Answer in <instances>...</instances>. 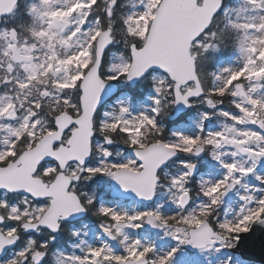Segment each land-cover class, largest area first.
Listing matches in <instances>:
<instances>
[{"label": "rangeland", "instance_id": "obj_1", "mask_svg": "<svg viewBox=\"0 0 264 264\" xmlns=\"http://www.w3.org/2000/svg\"><path fill=\"white\" fill-rule=\"evenodd\" d=\"M159 1L131 0L128 30L145 34ZM91 2L93 0L29 2L30 18L26 27L31 30V37L20 35L19 38L28 48L26 54L33 56L30 63H11L9 28L0 27V67L1 71L7 72L0 73L1 82L10 77L14 79L8 84V89L0 94V161L15 154V144L22 135L27 136L25 145H29L33 138L50 131L48 115L44 114L43 119H34L35 112L37 115L43 114L40 109L42 100L51 102L53 107H56L54 103L61 101L65 106L72 104L65 92L73 90L83 77L81 70L93 59L92 46L101 31L95 21L86 19L87 7ZM222 14L226 25L235 28L239 37L236 50L218 63L213 75V91L228 89L233 95L232 109L218 112V117H215L218 121L210 120L211 117L203 111L194 113L188 118V123L173 128V137L168 141L169 146L185 152L194 147L198 140L196 144L204 142L210 146L208 158L201 161L204 171L197 175L192 187L193 192L197 193L192 205L184 210L178 205L180 193L177 189L185 192L188 181L186 163L181 161L174 165L175 173H165L170 184H163V190L152 208H142L136 203L117 206L114 203H100L102 210L109 209L115 219L127 215L130 227L118 229L122 236L120 249L108 243L99 231L82 224L81 228L72 229L73 241L68 249L54 250L55 264H110L125 257L140 256L145 250H151L153 264H254L244 261L230 248L235 245L238 234L246 231L252 221L264 222V130L256 127L258 122L264 124V0H233L223 8ZM59 19L67 24V28L57 33L53 24ZM109 56L106 77L116 78L126 74L129 59L114 51ZM149 75L153 87L141 100L133 101L128 95L121 94L111 104L102 106L105 107L98 121L101 130L117 126L130 134L133 145L143 140L142 137H149L153 129L147 134L142 133L148 130L149 124L153 128L157 108L160 110L162 107H157L158 103H170L167 94L172 86L161 72L153 71ZM43 76L49 78L51 87L43 86L45 82H38ZM237 79L240 81H235ZM36 91L41 98L35 105L37 109L18 112L26 96L29 94L31 97L32 92ZM247 138L256 139L257 144H248ZM238 145L241 147L238 148ZM94 148L96 164L85 167L83 172L106 175L104 184H108L116 168L137 169L134 158L121 149L111 152L105 149L100 139H95ZM243 148L253 154L242 153ZM107 152L109 157H105ZM190 165H194V162H190ZM53 168L47 165L42 172L46 174ZM229 183L233 184L231 193L229 197L222 198L224 186ZM0 197V203L5 204L3 197ZM36 207L41 210L43 205ZM154 210L161 221L172 220L173 224L168 228L165 226L153 236L139 232L138 228H143L141 215ZM218 210L221 215H212L213 224L221 228L223 236L228 239L222 237L221 242L194 252L184 249L182 244L188 238L185 226L192 227L199 223L200 215ZM11 212L15 213V207H11ZM11 231L8 228L4 233Z\"/></svg>", "mask_w": 264, "mask_h": 264}, {"label": "water", "instance_id": "obj_2", "mask_svg": "<svg viewBox=\"0 0 264 264\" xmlns=\"http://www.w3.org/2000/svg\"><path fill=\"white\" fill-rule=\"evenodd\" d=\"M18 1L0 0V24L2 19L13 12ZM223 6V0H160L149 23L144 43L141 47L135 44L130 46V64L125 74V84L133 86L153 71L166 75L173 83V111L168 115L169 121L186 113L192 105L191 101L204 94L191 47L210 28ZM53 28L60 33L67 28V24L59 19ZM8 38L11 43V61L17 64L30 63L32 58L26 54L28 49L17 45L18 31L14 27L10 28ZM112 42L111 29H102L95 40L94 59L78 83L80 113L73 116L67 111L60 112L53 119V131L44 134L33 147L23 150L13 161L0 166V193L30 197L33 201L49 199L48 207L37 221H25L20 225L26 235L33 234L37 228L55 234L61 222L82 219L87 214L79 195L70 190L71 184L78 182L79 176H68L65 170L69 163L81 167L89 164L95 114L120 91L118 82L101 76L103 58ZM190 84L193 86L182 90ZM257 125L262 129L261 122ZM68 130L70 133L64 141ZM105 145H111L109 139L105 140ZM127 153L140 165V169L117 168L111 175L109 195L112 198L150 203L154 198V190L156 193L160 169L177 159L179 151L161 142H151L144 148L128 149ZM202 155L201 145L196 144L191 157L199 159ZM50 162L55 163L58 170L54 179L47 183L37 172L40 166ZM197 170V165L188 166V176L197 175ZM232 188V183L227 184L221 197H229ZM188 203L189 195L183 193L179 205L184 208ZM4 224L5 217L0 213V227ZM145 224L151 231L164 228L163 222L153 215L145 217ZM104 236L107 241L116 243L111 233L104 232ZM19 241L18 234L8 235L0 231V261L7 258L9 251ZM218 241L219 236L209 223L201 221L188 229L184 247L188 251H195ZM230 251L249 263L264 264V222L252 221L246 231L238 234ZM33 258L39 262V255L34 254ZM118 264H145V261H120Z\"/></svg>", "mask_w": 264, "mask_h": 264}, {"label": "trees", "instance_id": "obj_3", "mask_svg": "<svg viewBox=\"0 0 264 264\" xmlns=\"http://www.w3.org/2000/svg\"><path fill=\"white\" fill-rule=\"evenodd\" d=\"M31 0H19L15 9L11 14L2 19L0 27H14L19 32L20 35L31 37V30L26 27V24L30 18L29 16V7L28 3ZM224 7L228 4H231L233 0H223ZM159 3V2H158ZM157 3V5H158ZM131 11V0H93L87 7V21H95L100 29H111V35L113 38V42L109 50L105 53L103 58V63L101 66V76L106 80L121 82L120 91L115 97H118L121 94H126L130 98V100L138 101L141 100L153 87V81L150 79V75L148 74L143 79H141L138 83L133 86H127L125 84V74H121L116 78H108L106 77L108 68L110 65V52H119L123 56L127 57L130 61V46L135 44L137 47H141L144 43V39L146 33L143 35H139L135 32H130L127 27V18ZM156 8L154 9V12ZM151 21L148 22V25ZM238 33L237 30L229 25H226V20L222 11L215 16L213 19L210 28L200 36V38L192 44L191 54L195 59L196 64V72L199 77V81L201 83L202 89L204 91V95L213 98L215 101H219L222 103L223 107L230 109L232 108V100L233 95H231L228 89H225L221 92H214V78L213 75L217 69L218 63L221 59L229 57V55L234 52L237 48L238 44ZM94 46H92V50ZM91 62L82 68V73L87 70ZM0 73L6 74V70H2L0 68ZM1 77V76H0ZM168 79V78H167ZM170 82V80L168 79ZM235 81H240L237 79ZM44 83L43 86L47 85L51 87V81L47 76H43L40 81ZM171 83V82H170ZM172 84V83H171ZM173 86V85H172ZM172 86L170 88V92L167 94V98L171 100L172 98ZM65 94L70 98L72 104L65 106L63 101L59 103H54L56 107H53L51 102H45L42 100L40 102V109L43 113L48 115L50 124L48 127L50 130L54 129L53 125V117L57 115L59 112L67 111L73 116H76L80 111L79 106V90L78 85ZM113 97V98H115ZM195 104L193 109L196 112L202 111L205 99L202 97L194 99ZM162 107L160 110L161 113L167 115L168 112L171 111L172 104L161 102ZM35 108V107H34ZM34 110V109H33ZM100 116L97 115L94 119V129H96L95 136L99 137L102 134H109V129H105L102 132L97 131L98 118ZM218 117V115L216 116ZM218 119L214 118L213 121H217ZM152 124H149V127L145 133L150 132L152 130ZM151 128V129H150ZM150 130V131H149ZM114 131V130H111ZM116 134L119 136L120 140H122V145L124 148H129L131 146L130 134L123 132L119 129H116ZM99 135V136H98ZM94 136V137H95ZM149 139L146 141H152V135L149 134ZM34 139L33 142H35ZM135 146V145H134ZM1 139H0V149ZM26 148L24 143V138L20 139L19 144L16 146V154L8 155L4 160L0 161V166L7 164L9 161L15 159L21 152ZM94 154L92 161H94ZM41 169V168H40ZM55 170L50 171L46 174L40 172V176L43 177L45 181L50 180L54 175ZM96 175L94 173H81L80 181L77 185H75L74 190L78 193L82 203L87 208V214L90 219H96L97 221L101 218L98 214L97 207L95 205V201H89V196L93 192L92 186L94 183ZM3 197L5 204L0 203V213L5 217L6 222L1 227V230L8 227H17L20 222L27 221L29 217L35 218V214L39 213L40 210L35 206L38 203L29 200V198L22 197L15 194H0ZM1 198V197H0ZM15 207V213L11 212V207ZM33 206V207H32ZM25 210V211H21ZM20 234L21 238L14 249L13 253L15 257L10 258L8 262L3 264H33L32 255L34 252H43L44 257L41 264H55L53 252L55 249L69 246V243L73 241L72 232H67L66 235L50 242L49 235L46 233H35L32 234L33 237L29 238L26 235H23L19 229L16 231ZM46 241V244L43 242ZM69 242V243H68Z\"/></svg>", "mask_w": 264, "mask_h": 264}, {"label": "flooded vegetation", "instance_id": "obj_4", "mask_svg": "<svg viewBox=\"0 0 264 264\" xmlns=\"http://www.w3.org/2000/svg\"><path fill=\"white\" fill-rule=\"evenodd\" d=\"M33 0H31L30 2H32ZM20 32H19V34H18V41H17V45L19 46V47H21V48H23L24 49V47H26L25 45H23L22 43H21V40H20ZM9 45H11V43L9 42ZM27 48V47H26ZM28 49V48H27ZM22 53H25L24 52V50H22ZM30 57L32 58L33 56H31L30 55ZM9 60H10V54H9ZM222 60V59H221ZM11 61V60H10ZM11 63H13V64H15V65H19V64H16V63H14V62H12L11 61ZM21 64H23V63H21ZM1 69H2V67H0ZM5 76H7V75H5ZM9 78V77H8ZM10 82H14V79H12L11 77L7 80V81H4V82H1V77H0V94L2 93H4L5 92V89H8V84L10 83ZM35 84H37V83H35ZM36 86V85H35ZM193 86V84H191V85H188L186 88H183V90H186V89H188V88H190V87H192ZM41 87V86H40ZM33 91V90H32ZM37 92L38 91H36V92H32V94H31V97L29 96V94L26 96V101H24L22 104H21V108H19V110H18V112H25V111H31L32 112V110L33 109H37V108H34L35 107V105H36V103H38V101L41 99L40 98V96H38L37 95ZM205 94V93H204ZM202 95L201 97L203 98V99H205V104H204V107H203V109H202V111L206 114V115H209L211 118H210V120H213L216 116H217V113L218 112H221V111H223L224 109H226V110H230V109H232V108H230V109H227V108H225V107H223V105H222V103L221 102H219V101H215L213 98H211V97H209V96H206V95ZM120 96V95H119ZM117 99V97H115V98H112L108 103H106L105 104V106H107V105H109V104H111L113 101H115ZM169 99V98H168ZM196 99V98H195ZM169 101H170V103L172 104V107H171V111L170 112H168L167 113V115H165V113L164 114H162L161 112V110H159V108H157V111H156V113H155V117H154V122H153V130H152V132H151V135H152V141L151 142H154V143H159V142H161V143H164V144H166V145H168V141L169 140H171L172 139V137H173V134H172V130H173V128L174 127H177V126H179L180 124H183V123H188L187 122V120H188V118L191 116V115H193L194 113H197L194 109H193V106H194V104H195V101H194V99L191 101L192 102V105H191V107H190V109L186 112V113H184V114H182L181 116H179V118H177L176 120H174V121H169L168 120V115L173 111V93H172V98H171V100L169 99ZM159 105H161V102L160 103H158V105H157V107L159 106ZM104 106V107H105ZM103 107V108H104ZM103 108L101 107L98 111H97V113L95 114V117H94V119L96 118V116L97 115H99L100 117L102 116V110H103ZM15 112V111H14ZM13 112V113H14ZM79 113H80V111H79ZM78 113V114H79ZM18 114H20V113H18ZM38 113L37 112H35L34 113V119L35 120H38V119H43V115L45 114V113H41L40 115H37ZM77 114V115H78ZM100 117L98 118V121H99V119H100ZM33 119V118H32ZM54 119V118H53ZM97 121V122H98ZM218 121V120H217ZM262 124H263V122H261ZM99 124V123H98ZM97 124V125H98ZM155 125H156V128H155ZM94 126H95V123H94ZM115 127V126H114ZM256 127L259 129V127H258V125L256 124ZM116 129H119V130H121L119 127H115V128H112V129H109V131H110V133L109 134H102L101 133V136H99V137H96L95 136V132H96V129H94V136L95 137H93V142H92V156H91V160H90V162H89V164L87 165V166H94L95 164H96V149L94 148V141H95V139H100V140H102L103 141V143H104V147H105V149H107V150H110L111 152H115L117 149H121V150H123L124 152H125V154H128L127 153V150L128 149H131V148H144V147H146L149 143H151V142H147L146 143V141L149 139V138H145V137H142V139L143 140H141L138 144H134L133 145V143H130L131 144V146L132 147H129V148H124V146L122 145V140H120V138H119V136L116 134ZM54 130V129H53ZM53 130H50V131H53ZM103 130H105V129H103ZM103 130H101V128H99V126H97V131H99V132H102ZM111 130H114V131H111ZM259 130H264V124H263V127H262V129H259ZM49 131V132H50ZM122 131V130H121ZM104 132V131H103ZM124 132V131H123ZM46 133H48V132H46ZM46 133H44V134H46ZM69 133H70V131H67L66 133H65V135H64V141H65V139L67 138V136L69 135ZM43 134V135H44ZM42 135V136H43ZM138 135H141L140 133L138 134ZM142 135H144L143 133H142ZM42 136H40V137H36V138H33L32 140H31V142H30V144L29 145H26V148L25 149H28V148H31V147H33L36 143H37V141L42 137ZM22 138H24V143H26L27 142V140H28V138H27V136L24 134V135H22L18 140H17V143L15 144V150H16V146H17V144H19V141H20V139H22ZM141 138V136L140 137H137V139H140ZM34 139H37V140H35V142H33V140ZM106 139H109L110 140V142H111V145L108 147V146H106L105 145V140ZM63 141V142H64ZM199 141L200 140H198L197 142H195L194 143V145L193 146H195L196 145V143H199ZM247 143L248 144H251V145H256L257 144V140L256 139H253V138H247ZM201 147H202V150H203V155L201 156V158H199V159H195V158H193V157H191V153L193 152V150H194V147H192L191 149H189L188 150V152H185V151H183V150H181V149H178L177 148V150L179 151V157L177 158V159H174V160H171L164 168H162V169H160V171H159V173H158V183H157V187H156V193H155V190H154V198H153V201L152 202H150V203H142V202H138V201H135V200H130V199H118V198H112L110 195H109V191H110V183H111V180H112V177H111V179H110V181L108 182V184H104L103 183V179L106 177V175H103V174H99V173H95V172H89V173H94L95 175H96V177H95V180H94V183H93V186H92V190H93V192L90 194V196H89V201H95L94 203H95V205H96V207H97V211H98V214L100 215V219L97 221L96 219H90V217L88 216V214H86L82 219H78V220H75V221H72V222H61L60 223V229H59V231L57 232V233H55V234H52V233H50L49 231H47V230H43V229H41V228H37V230L33 233V234H35V233H46V234H48L49 235V239H50V242H53L54 240H56V239H58V238H60V237H62L63 235H66L67 234V232H72V229L74 228V229H76V228H81L82 227V224H85V225H87V228L88 229H92V230H95V231H99L100 232V234H101V236L106 240V238H105V236H104V232H109V233H111L113 236H114V238H115V242L116 243H112V242H109V241H107L108 243H110V244H113L115 247H117L118 249H120L121 247H122V236H121V234L118 232V229H120V228H124V229H126V228H129L130 227V224H129V220H128V218H127V215L126 214H123V215H121V217L120 218H118V219H115V218H113L112 216H111V212H110V210L108 209V211H104V210H102V208H101V202H106L107 204H115V206H117L118 204H121V205H125V204H129V203H136L137 205H139L140 207H142V208H152L153 206H155V200H156V198H157V196H158V194H159V192L161 191V190H163V184L164 185H169L170 184V182H169V179H168V177H167V175L165 176V173L166 172H170V173H175V169L173 168L174 167V165H177V163L178 162H181V161H183V162H185L186 163V171H187V168H188V166H190V162H194V165H197V168H198V172H197V175L198 174H200V173H202L203 171H204V169H203V164H202V162L201 161H203L204 159H206V158H208V156H209V152H210V150H209V148H210V146H208V145H206V143H204L203 142V144H201ZM241 146H239L238 145V148H240ZM24 149V150H25ZM23 151V150H22ZM242 153H244V154H253L252 152H250L248 149H246V148H243L242 149ZM15 154H16V151H15ZM14 154V155H15ZM93 154H94V161H92V158H93ZM109 152H107L106 154H105V157H109ZM14 160V159H13ZM13 160H11V161H13ZM135 161V160H134ZM10 162V161H9ZM135 163H136V166H137V169H133V168H130V167H128V168H130V169H132V170H139L140 169V165L139 164H137V162L135 161ZM47 165H51V166H53L54 168L52 169L53 171L55 170V172H54V175L52 176V178L50 179V180H47V181H45L44 179H43V177H41L40 176V172L41 173H43L42 172V170L47 166ZM74 165H76L77 167H79V168H76V167H74ZM87 166H85V167H87ZM84 166L83 167H81V166H79L78 164H76V163H69L68 165H67V167H66V170H65V173H66V175H68V176H73V175H78L79 176V180H78V182L80 181V174L81 173H85V172H83L84 170V168H85ZM41 168V169H40ZM40 168H39V171L37 172V175L38 176H40L42 179H43V181L44 182H47V183H50L53 179H54V176H55V174H56V172H57V166H56V164L55 163H52V162H50V163H46V164H43L42 166H40ZM117 169V168H116ZM116 169H114V171L116 170ZM48 173V172H47ZM45 174V173H44ZM112 175V174H111ZM197 175H195V176H193V177H189L188 176V181H187V189H186V191L185 192H182V189L181 188H178L177 189V191H178V193H180V196L183 194V193H188V195H189V203L184 207V208H181L180 207V205H179V202H180V197H179V202H178V205H179V207H180V209H182V210H184L185 208H187L188 206L190 207V205H192V201H193V199L195 198V196H196V192H193V188L192 187H194V184H195V179H196V177H197ZM78 182H73L72 184H71V187H70V190L71 191H74V192H76L75 190H74V187H75V185H77L78 184ZM227 185H225L224 186V189H225V187H226ZM223 189V190H224ZM3 193H5V192H1L0 194H3ZM77 193V192H76ZM7 194V193H6ZM78 194V193H77ZM222 194V193H221ZM10 195H12V194H10ZM16 195V194H15ZM19 196H21V195H19ZM22 197H25V196H22ZM26 198H29V200H32L30 197H26ZM80 198V197H79ZM81 200V199H80ZM33 201V200H32ZM34 202H36V203H38V204H42L43 205V208L40 210V212L39 213H37V214H35V218H32V217H29L28 218V220L27 221H31V222H34V221H37L38 219H39V217L41 216V214L43 213V211L48 207V205H49V199H45V200H42V201H34ZM82 202V201H81ZM83 204V203H82ZM84 205V204H83ZM85 206V205H84ZM86 208V207H85ZM213 208H214V206H213ZM86 210H87V208H86ZM147 215H153L154 217H156L155 216V210L153 211V212H151V211H148V212H145V213H143L142 215H141V225L143 226V228L142 229H139L138 228V230H139V232H143L144 234H149L150 236H153V235H155V232H159V231H151V230H149L147 227H146V224H145V217L147 216ZM212 215H216L217 217H220V215H221V212H220V210H218V211H216V212H212V213H209V214H206V215H200V217H199V222H201V221H207L208 223H209V225L211 226V228L213 229V231L219 236V240H220V242H221V240H222V237H224L223 236V230L221 229V228H216V226L213 224V220H212ZM158 218V217H157ZM5 222H6V219H5ZM23 222H25V221H22V222H20L19 223V225H18V229H19V231H21L22 233H23V231H22V229H21V227H20V225L23 223ZM163 222V221H162ZM173 222L174 221H172V220H169V221H165V222H163V224H164V227L166 226L167 228L170 226V225H172L173 224ZM197 225V224H196ZM196 225H194V226H196ZM3 226V225H2ZM194 226H192V227H194ZM85 227V226H84ZM186 227V229H187V231H188V229L189 228H191V227H189V226H185ZM249 227V226H248ZM248 227H247V229H248ZM8 228H10L12 231L9 233V234H18L19 236H20V234L18 233V232H16L18 229H17V227H8L7 226V228L6 229H4V231L5 230H7ZM0 231H3V230H1V227H0ZM3 231V232H4ZM8 234V235H9ZM23 235H26V234H24L23 233ZM26 236H28L29 238H32L33 237V235L31 234V235H26ZM20 238H21V236H20ZM225 238V237H224ZM226 239V238H225ZM227 239H228V237H227ZM226 239V240H227ZM45 244H46V241H43ZM219 242V241H218ZM217 242V243H218ZM69 243V242H68ZM184 243H185V240H184V242H183V248L184 249H186L185 247H184ZM217 243H213V244H211V245H214V244H217ZM211 245H208V246H211ZM17 247V246H16ZM15 247V248H16ZM207 247V246H206ZM14 248V249H15ZM61 248H64V249H68L69 248V246L67 247V246H65V247H61ZM14 249H12L11 251H9V253H8V256H7V258L6 259H4V260H2V261H0V264H3V263H6V262H8V260L10 259V258H13V257H15V255L14 254H12L13 253V251H14ZM59 249V248H58ZM187 250V249H186ZM198 250V249H197ZM197 250H195V251H197ZM188 251V250H187ZM188 252H194V251H188ZM37 254V255H39V262H35V260H34V258H33V255H32V260H33V264H41L42 263V260H43V257H44V253L43 252H34V254ZM139 259H143L144 261H145V264H153L152 263V260H153V255H152V252H151V250H145L144 252H143V254H141L140 256H135V255H133V256H129V257H125V258H122V259H118V260H114V261H112V262H110V264H118L120 261H125V262H127V261H138Z\"/></svg>", "mask_w": 264, "mask_h": 264}]
</instances>
